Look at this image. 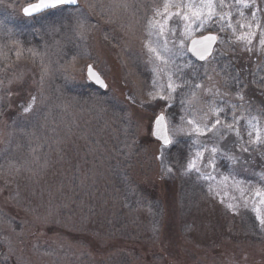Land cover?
I'll return each mask as SVG.
<instances>
[{"label":"rangeland","instance_id":"obj_1","mask_svg":"<svg viewBox=\"0 0 264 264\" xmlns=\"http://www.w3.org/2000/svg\"><path fill=\"white\" fill-rule=\"evenodd\" d=\"M35 1L0 0V263L264 264V197L255 195L264 182L249 180V168L264 171V147L241 151L247 140L243 117L251 113L264 125V82L259 88L254 81L257 70L264 76L260 29L251 52L230 39L228 29H210L220 42L206 63L204 82L182 98L176 119L170 108L182 88L165 104L149 97L153 80L159 88L172 74L181 83L188 68L201 65L188 51L165 66L145 47L148 21L162 0H79L78 9L26 17L23 8ZM256 3L264 9V0ZM97 10L110 16L103 28L91 23ZM243 11L251 17L252 10ZM233 13L235 26L241 18ZM257 15L264 28V12ZM173 21L169 26L177 27ZM226 62L247 84L243 100L227 89L219 67ZM90 64L108 90L88 79ZM212 102L225 109L220 119L229 123L230 105L237 106L244 140L227 133L222 141L211 134L199 141L219 144L247 163L233 171L230 161L217 156L215 171L201 165L213 181L199 176V182H187L183 177L194 174L184 172L188 161L173 170L166 150L161 158L154 120L163 112L170 135L177 127L190 130L180 117L211 121ZM172 138L192 144L197 139L183 133ZM196 151L192 145L190 154ZM237 186L245 199H239Z\"/></svg>","mask_w":264,"mask_h":264},{"label":"snow or ice","instance_id":"obj_2","mask_svg":"<svg viewBox=\"0 0 264 264\" xmlns=\"http://www.w3.org/2000/svg\"><path fill=\"white\" fill-rule=\"evenodd\" d=\"M67 7L79 8L78 0H37L36 3H29L23 8V14L26 17L36 18L38 14L45 13L50 10H61L63 11ZM175 9V10H173ZM233 9H235V15L241 19L236 21L234 26L233 20ZM243 9H250L251 17H246ZM258 12H264V9L260 8L256 0H162L161 7L153 9V17L148 21L149 41L145 44L151 53L154 61L159 62L167 66L170 62L175 63L174 58L178 55L185 54L190 51L194 56L198 57L199 60H207L212 56L213 45L216 44L219 37L211 34L210 29L216 27L220 32H224L225 29L231 31L236 42L243 44L244 48L251 52L257 45L253 44V41L257 39L256 29H260V36L258 39V47L264 49V28L260 24V18L257 15ZM173 18L175 20L173 21ZM241 20L248 21L242 23ZM169 21H173L178 28L181 29L179 34L177 33V27H170ZM240 29V31H238ZM195 31L201 33L209 31L208 35H201L199 39H191ZM174 37L171 41L169 37ZM153 39L155 46H153ZM187 41V43H186ZM171 43V47L169 44ZM185 67H191V65H185ZM91 69V66H89ZM91 74V73H90ZM97 83L103 84V81L98 77H95ZM239 82V81H238ZM264 82V81H262ZM154 91L148 95L151 100H161L165 104L170 105L172 100V94L177 89L182 88L184 85L199 89L201 85H193L191 81L185 80L183 84L177 83L172 74L167 76V82L165 85L157 88V81L153 80ZM107 87V85H104ZM167 93V94H165ZM195 93L193 92V95ZM240 100H243L241 95ZM132 99V97H129ZM35 98H33V101ZM184 103V101H181ZM236 105H230L232 111L231 122H224L220 119L222 113L225 112L224 108L218 107L215 102L210 105V111L212 112L211 121H196L192 119H186L185 116H181L182 123H186L190 126L189 129L183 127H177L172 130L171 135L166 123V117L164 113H160L155 117L154 120V135L162 141L161 147V158L164 157L165 150L173 145L176 141L173 140V136L183 133L186 135H195L197 139L194 141V146L197 151L193 157L188 160L187 165L184 169L185 174L196 172L201 178L206 181H213L215 177L209 172L205 174L201 172V165L206 169L215 171L216 169V158L217 156L222 157L230 161L233 171L237 165H243L247 163L243 160L242 156L230 154L228 151L220 148L219 144L208 147L199 141V137L207 136L211 134L217 141L225 139V134H235L238 140H244L240 134L238 122L240 117L236 115ZM32 105L24 109L25 112H30ZM245 121V132L247 140H244L246 145L241 149L242 152H248L249 147L255 149L257 146L264 147V125L255 117L248 116L243 117ZM205 152L208 153V157H205ZM166 171L171 172L172 169L165 166ZM262 181H264V174H261ZM227 181L228 177H224ZM241 181H236L235 185L241 184ZM236 190L240 193V200L245 199V190L236 187ZM209 191H212L211 186ZM255 195L257 197H264V190H257ZM236 200L237 197H232ZM264 203V200L261 201ZM229 208L235 210L237 205L229 204ZM261 225H264V219H261Z\"/></svg>","mask_w":264,"mask_h":264},{"label":"trees","instance_id":"obj_3","mask_svg":"<svg viewBox=\"0 0 264 264\" xmlns=\"http://www.w3.org/2000/svg\"><path fill=\"white\" fill-rule=\"evenodd\" d=\"M97 14L102 16V14H104V13H102L100 10H97ZM95 23H96V21L94 22V26H96ZM212 30H214V29H212ZM229 38L232 40H235V38L231 35L229 36ZM229 42H231V41H229ZM196 63H198L201 66L188 68L189 71L185 72L180 78L181 84H183V82L185 80L191 81L193 85H195V84L201 85L204 82L203 79H205L204 76H205L206 63H199V62H196ZM219 67L223 70L224 75L226 76V78L228 80V91L233 96H235L237 98H239L241 95L244 96L243 94H244V91L247 90V84L241 78V75L239 74L236 67L232 64H229L228 62H226L223 65H220ZM261 72H262L261 69L257 70L255 72L256 74L254 77L255 84L259 88L262 87V83H263L262 81H264V76L259 75ZM196 90H197L196 88L189 87L187 85H184L182 87L180 96L176 99V101L174 102V104L170 108L171 113H173L176 116V119H179V117L177 115H180L181 111H183V110H181L182 98L186 94L191 95ZM178 93H180V91H178ZM189 95H187V97ZM192 145L194 146V143L192 144L188 140L181 139V140L176 141L173 145L169 146L166 149L167 161L172 166L173 170L174 169L180 170V165L182 163L185 164V162H187L191 157H193V155L190 154ZM249 170L253 174V176L249 177L250 181H252V182H264V181H262V178H261V174H264V171L262 169L257 168V167H251V168H249ZM198 177H199V175L196 172H194V174H190V176L183 177V179L187 180V182H199ZM129 182H131V180ZM191 185H193V187L196 190H198L200 193H202V192L204 193V189H202L197 184H191ZM182 186H183V188L187 187V183L183 181ZM195 189H193L195 192L193 194H195L198 198L200 195L197 194ZM125 194H126V198H129L131 195L129 193V191L125 192ZM147 208H152V207L147 204ZM156 210L157 211L159 210V202H158V207L156 208ZM191 219H193V218H191ZM255 230L257 231L256 227H255ZM0 251H2L1 246H0ZM0 264H6V263H0Z\"/></svg>","mask_w":264,"mask_h":264},{"label":"water","instance_id":"obj_4","mask_svg":"<svg viewBox=\"0 0 264 264\" xmlns=\"http://www.w3.org/2000/svg\"><path fill=\"white\" fill-rule=\"evenodd\" d=\"M37 2V1H36ZM36 2H33V3H36ZM80 4V2H79V0H78V5ZM26 7V6H25ZM40 14H42V13H40ZM40 14H38V15H40ZM212 34V33H211ZM208 35V34H207ZM213 35H216V34H213ZM217 36V35H216ZM200 37H195V38H193V39H199ZM214 46H215V44L213 45V48H214ZM192 54V53H191ZM196 57V56H195ZM198 60H199V58L198 57H196ZM201 61H204V60H201ZM89 66H91V69L89 68ZM88 66V68H87V76L89 77V79L92 81V83H94L95 85H97V86H99L100 88H102L103 90H108V88H109V86H108V84H107V82H106V80L104 79V77L99 73V71L94 67V66H92V65H89ZM91 73V74H90ZM94 76L95 77H98L100 80H102L103 81V84H101V83H97L96 82V79L94 78ZM104 85H107V87H105ZM166 123H167V121H166ZM167 127H168V124H167ZM154 131H155V128H154V130H153V133H154ZM154 135V134H153ZM154 137L156 138V139H158L157 138V136H155L154 135ZM159 140V139H158ZM159 141H161V140H159ZM161 143H162V141H161Z\"/></svg>","mask_w":264,"mask_h":264},{"label":"bare ground","instance_id":"obj_5","mask_svg":"<svg viewBox=\"0 0 264 264\" xmlns=\"http://www.w3.org/2000/svg\"><path fill=\"white\" fill-rule=\"evenodd\" d=\"M109 15L108 14H106V15H104V14H102V16L101 15H97L96 13H95V15H92L91 16V23L94 21H96V23H95V25L96 26H99V28H103L104 26H106V25H108L107 24V20H110L109 19Z\"/></svg>","mask_w":264,"mask_h":264}]
</instances>
